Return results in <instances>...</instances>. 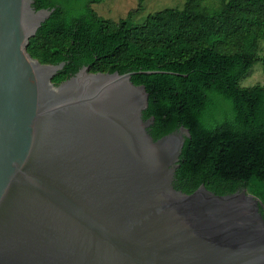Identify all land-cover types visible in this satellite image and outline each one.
I'll return each instance as SVG.
<instances>
[{
	"label": "water",
	"instance_id": "obj_1",
	"mask_svg": "<svg viewBox=\"0 0 264 264\" xmlns=\"http://www.w3.org/2000/svg\"><path fill=\"white\" fill-rule=\"evenodd\" d=\"M32 4L0 0V264H264L256 197L173 187L189 132L154 141L131 81L165 72L55 85L64 64L26 51L52 12Z\"/></svg>",
	"mask_w": 264,
	"mask_h": 264
},
{
	"label": "trees",
	"instance_id": "obj_2",
	"mask_svg": "<svg viewBox=\"0 0 264 264\" xmlns=\"http://www.w3.org/2000/svg\"><path fill=\"white\" fill-rule=\"evenodd\" d=\"M143 1L113 23L91 9L100 0H33L35 10L52 12L26 51L40 63L64 64L55 85L84 66L165 72L131 81L148 94L142 119L153 118L154 141L179 127L189 132L173 187L190 194L203 185L219 196L246 189L264 208V83L241 86L264 63V0H185L182 9L134 23Z\"/></svg>",
	"mask_w": 264,
	"mask_h": 264
},
{
	"label": "rangeland",
	"instance_id": "obj_3",
	"mask_svg": "<svg viewBox=\"0 0 264 264\" xmlns=\"http://www.w3.org/2000/svg\"><path fill=\"white\" fill-rule=\"evenodd\" d=\"M207 1V0H206ZM216 0H208L213 2ZM185 0H144L142 3L143 10L132 17L134 23H141L148 14L163 9H182ZM138 0H100L99 3L92 4L91 9L101 18L108 19L113 23L120 19L126 18L127 13L137 7ZM264 57V42L260 45L259 51ZM257 83H264V63L255 65V69L251 77L245 78L241 82V86H251Z\"/></svg>",
	"mask_w": 264,
	"mask_h": 264
}]
</instances>
